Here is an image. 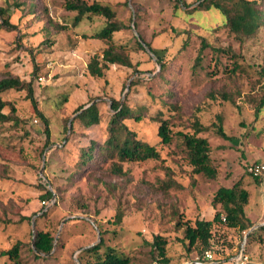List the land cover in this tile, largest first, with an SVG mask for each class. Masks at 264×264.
<instances>
[{
    "label": "rangeland",
    "instance_id": "obj_1",
    "mask_svg": "<svg viewBox=\"0 0 264 264\" xmlns=\"http://www.w3.org/2000/svg\"><path fill=\"white\" fill-rule=\"evenodd\" d=\"M13 1L23 3L27 13L19 29L0 30V79L13 73L33 80L38 108L49 119L50 136L42 118L33 113L26 91L12 89L0 95L9 103L4 111L14 105L23 119L18 125L0 124V251L22 242L18 262L3 256L0 264H84L94 258L84 249L101 239L129 256V264H153L160 257L152 244L156 234L167 239L173 260L191 256L195 250L187 249L186 220L212 219L217 209H223L212 204L214 193L237 181L249 191L246 216L252 221L262 217L264 223L261 187L246 170L264 157V107L256 114L264 94V25L253 36L239 39L222 25L224 15L216 9L192 10L194 5L188 9L181 0H100L111 4L128 26L115 32L113 40L127 47L136 65L115 64L105 77L95 78L85 67L106 44L83 34L102 28L103 17L85 18L58 33L46 17L72 24L76 12L65 8V0H34L35 12L29 10L31 0H0V6ZM11 13L17 23L23 11L11 9ZM140 39L149 42L155 53L148 46L141 48ZM203 39L211 46L204 51L202 66L195 67ZM162 56L164 68L158 61ZM143 75L156 78L151 80L156 98L147 92L148 78L132 85ZM97 96L105 98V105H99L103 114L99 124L86 129L81 121L68 120L80 104ZM111 97L141 110L142 119L128 124L140 138L156 144L162 158L123 162L122 174L113 172V160H107L79 174L76 161L81 147L89 138L106 136ZM196 116L207 127L201 135L210 142L216 178L192 172L180 138L165 145L158 135L160 119L171 121L173 130H190ZM218 116L229 139L216 132ZM169 177L180 186L165 189ZM47 189L54 193L52 198L43 197ZM260 223L247 231H254L246 240L248 264H264ZM35 230L55 236L54 249L45 258L31 250ZM212 240L218 264H225L242 248L244 234L214 223Z\"/></svg>",
    "mask_w": 264,
    "mask_h": 264
},
{
    "label": "trees",
    "instance_id": "obj_2",
    "mask_svg": "<svg viewBox=\"0 0 264 264\" xmlns=\"http://www.w3.org/2000/svg\"><path fill=\"white\" fill-rule=\"evenodd\" d=\"M182 5L189 9L192 5V10H211L216 9L224 15L222 25L233 33L237 38L251 37L264 25V0H196L193 4L187 3L184 0L179 1ZM180 3V4H181ZM65 8L69 11L76 12L72 24L54 22L50 17H46L49 25L55 28L56 32L66 30L71 25L78 26L85 18L100 16L104 18L102 28L94 33L83 37L98 38L106 45L100 52H95L90 57L85 69L88 74L95 78L105 77L108 69L115 64L134 67L131 56L127 51V47L123 44H118L113 40V34L128 27L120 18L111 4L104 3L100 0H65ZM36 5L34 0L29 3L30 12H35ZM11 9H20L23 11L19 21H12ZM26 7L19 1L7 3L5 6H0V30L19 29L20 21L23 19ZM47 24V25H48ZM141 48L149 47L150 51L155 53V48L144 39L137 40ZM187 41L183 44L186 47ZM211 46L206 39H203L195 59V67L202 66L204 60V51ZM225 51V49H219ZM158 61L164 68L166 61L164 56L159 57ZM38 67L35 68L36 74ZM137 73H141L140 69L135 68ZM144 78V79H143ZM143 78H135L133 84L143 82L145 78L148 80L144 83L148 94L156 98L155 84L151 80L156 79L150 75H143ZM155 82V81H153ZM26 91V97L31 103L33 113L40 116L45 123V133L47 138L50 136L49 119L38 108V101L35 97V89L33 80H25L13 73H7L6 76L0 79V95L9 90ZM104 97H92L87 103L80 104L74 111L77 113L72 119V124L76 120L81 121L83 126L91 128L101 122L103 114L99 110V105H105ZM103 102V103H102ZM102 103V104H101ZM109 116L106 127V136L104 140H96L89 138L87 145L81 147L76 166L79 167V174L84 170L92 167H98L99 163H105L107 160H113V172L122 174L121 163L127 161H147L151 159H160L161 153L156 144L149 143L139 137L138 133L132 129L128 121L135 119L140 121L143 117L141 110L134 109L130 106L127 100L122 98L111 97L108 100ZM9 103L0 97V124L13 122L14 125L22 123L21 119L16 114L14 105H10L9 111L5 112L4 108ZM88 105V106H86ZM264 107V94L262 95L257 107L256 114L260 113ZM37 118H35L36 120ZM219 124H217L216 132L225 139L230 136L225 132L222 126V117L218 116ZM171 121L168 119H160L158 126V135L161 142L165 145H171L175 138H180L182 142V152L187 163L192 166V172L195 174L203 173L209 178H216L218 170L211 159V146L209 140L201 134L207 130V127L201 123L198 116L192 121L190 130H173ZM257 182L261 183L258 178L253 177ZM179 185L174 178L169 177L164 184L165 189L171 186ZM54 193L47 189L43 197L52 198ZM249 192L247 189L240 187V181H237L231 187L221 186L214 193L212 204L215 206L221 204L222 210L217 209L212 219L196 218L193 222L186 220L184 229L185 238L188 240L187 249L189 252L195 250L193 255H188L185 258L173 260L167 252V239L156 234L153 239V246L158 250L157 260L159 261H177L182 259H193L195 255L203 253L209 249L215 251L213 236L214 223H225L227 226L240 229L243 233L252 228L256 222L246 216L245 204L248 202ZM37 214V213H36ZM225 217V219H223ZM122 213L118 212L117 221H121ZM178 221L177 225L180 226ZM264 228V225L261 226ZM254 231L248 233V236ZM247 236V237H248ZM22 242L16 241L10 248L1 250L0 257L7 256L10 259L17 261L20 259V248ZM55 236L47 230H35L31 243V250L38 258H45L50 255L54 249ZM84 252L94 256L92 262L84 264H129L130 258L127 255H122L113 246L105 245L104 239L98 243L90 245L84 249Z\"/></svg>",
    "mask_w": 264,
    "mask_h": 264
},
{
    "label": "built area",
    "instance_id": "obj_3",
    "mask_svg": "<svg viewBox=\"0 0 264 264\" xmlns=\"http://www.w3.org/2000/svg\"><path fill=\"white\" fill-rule=\"evenodd\" d=\"M41 79V78H40ZM36 121V120H35ZM247 172L261 181L264 187V157L247 165ZM225 219V217H223ZM244 241L242 248L230 257V264H247L250 261L249 255L245 252V243L248 233L244 232ZM153 264H218L214 251L205 250L201 254H197L193 259L177 260V261H154Z\"/></svg>",
    "mask_w": 264,
    "mask_h": 264
},
{
    "label": "crops",
    "instance_id": "obj_4",
    "mask_svg": "<svg viewBox=\"0 0 264 264\" xmlns=\"http://www.w3.org/2000/svg\"><path fill=\"white\" fill-rule=\"evenodd\" d=\"M259 183V182H258ZM260 187H261V190H262V194H263V198H264V187L261 183H259ZM249 192V191H248ZM262 217H260L259 219L255 220L256 223H260V220H261ZM254 221V220H253ZM259 225L263 226L264 223H260ZM254 227L256 228V226L254 225ZM251 229V228H250ZM246 246H247V243H245V252H246ZM248 255H251V253H248L246 252ZM249 263V262H248ZM247 263V264H248ZM220 264H224V263H220ZM225 264H230V260L229 262L225 263Z\"/></svg>",
    "mask_w": 264,
    "mask_h": 264
},
{
    "label": "water",
    "instance_id": "obj_5",
    "mask_svg": "<svg viewBox=\"0 0 264 264\" xmlns=\"http://www.w3.org/2000/svg\"><path fill=\"white\" fill-rule=\"evenodd\" d=\"M71 121V120H70Z\"/></svg>",
    "mask_w": 264,
    "mask_h": 264
}]
</instances>
